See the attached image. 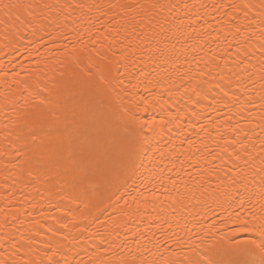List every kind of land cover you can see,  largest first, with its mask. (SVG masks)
Here are the masks:
<instances>
[{
	"label": "snow or ice",
	"instance_id": "snow-or-ice-1",
	"mask_svg": "<svg viewBox=\"0 0 264 264\" xmlns=\"http://www.w3.org/2000/svg\"><path fill=\"white\" fill-rule=\"evenodd\" d=\"M208 8L188 0L147 4L139 0L106 4L0 0V23L11 44L36 43L33 37L43 40L40 34L44 33L59 49L51 65L37 61L44 67L33 69L22 60L11 77L3 72L9 91L19 92L23 103L18 107L16 96L10 94L0 101V110L16 113L0 126V169L5 173L0 188L6 193L0 208V264H264V0H218L211 6L215 23L206 18ZM180 11L188 17L187 26L174 15ZM200 20L203 25L197 23ZM21 47L26 45L12 48L10 54ZM145 55L147 61L142 59ZM137 58L145 64L163 59L173 66L176 76H152L144 69L134 76L129 65L135 66ZM164 81L180 91L184 100L175 114L171 110L177 101ZM141 87L146 94L138 95ZM155 88L163 91L154 92ZM97 98H102L99 105ZM157 108L159 119L139 116ZM209 111L221 117H204L207 125L200 124L210 142L201 137L199 144L189 140L185 148V141L177 147L170 137L167 146L158 140L152 143L165 129L175 135L183 116L189 117L192 127ZM118 113H123L125 130L132 131V137L118 138L111 131L109 116L121 119ZM89 116L90 122L85 119ZM211 127L215 135L208 130ZM148 152L152 167L143 187L138 188L134 180L126 186L136 174L137 159ZM189 152L203 157V163L199 158L191 160L201 172L198 186L203 191L209 183L205 175L229 176L223 192L227 214L221 218L222 225H182L177 218L189 201L203 203L191 194L188 182L181 180ZM101 183L106 197L89 200L88 189ZM25 188L35 193L27 207L9 210L10 203H20L19 199L9 202V196ZM60 201L107 212L112 220V230L100 232L98 225L90 233L88 239L95 243L89 245L91 251L84 248L87 260L69 259L65 253L79 238L72 229L83 233L88 225L80 223L83 213L75 215L79 209ZM45 206L55 212H42V219L53 223L46 226L34 219L33 226L25 228L20 216L30 215L28 208ZM149 208L153 212L159 208L160 213L171 209L175 215L172 220L160 216V222L153 225L159 213L152 215ZM89 215L91 223L100 220ZM220 227L230 229L228 234L213 230ZM116 228L127 229L120 243L109 239ZM241 234L249 238L233 243L232 238Z\"/></svg>",
	"mask_w": 264,
	"mask_h": 264
},
{
	"label": "bare ground",
	"instance_id": "bare-ground-1",
	"mask_svg": "<svg viewBox=\"0 0 264 264\" xmlns=\"http://www.w3.org/2000/svg\"><path fill=\"white\" fill-rule=\"evenodd\" d=\"M24 2H28V0H24ZM40 3H54L56 2V0H39ZM86 3H102V4H106L109 2V0H85ZM114 2H116V0H114ZM133 2H136V0H133ZM140 3H151L154 2V0H139ZM189 3H196L197 5L204 3L207 4L209 6L208 8V14L206 16V18L209 20L210 23H215L212 20V17L216 15V13L214 11H212V4L213 3H217L218 0H188ZM47 11V10H46ZM50 15H55L54 12L49 13ZM201 14H204V10L201 9ZM91 15L95 16L96 13H92ZM169 15H173L172 13H170ZM176 17H178L179 19H182L185 21V26H187V24L189 23L188 17L185 16V13L183 11L180 12H176L174 14ZM195 15V13H193V16ZM71 21H69L70 23ZM45 23H47V21H45ZM198 24L203 25L204 21L200 20L197 21ZM209 31H211V29H209ZM5 29L3 27V24L0 23V65H2L3 67L0 68V101H2L3 96L10 94V95H14L17 98L18 101V107L19 104H22L23 101L19 98L20 94L19 92H10L9 91V84L5 83L6 80H8V77H11L12 74L17 71V66L19 65V63L23 60L24 64L26 66H28L29 68H43L44 64L43 63H37V61H47L50 65L52 64V62H54L57 58H58V52L59 49H57L56 47H54L51 43V41L48 39V37L46 35H44V33H41L40 35L44 36L43 40H39V37H33V40L37 41L36 43H32L30 41H24L21 40L19 42H17L15 45L11 44V42L9 40L6 39L5 35H4ZM69 35L75 36V33L70 32ZM9 44V47H5V44ZM64 43H67V40L64 41ZM21 44L26 45V47H21L19 52H15L14 54H10L11 53V49L14 47H19ZM214 47V45H213ZM25 56H27V58H25ZM138 62L135 66H132L131 64L129 65V67L131 68V71L133 73L134 76H139L140 70L144 69L148 72L151 73L152 76H156L157 73H159V77H163V76H168L170 75L171 77L175 78L176 76V72L173 68L172 65L166 63L163 59H160L158 61V63L156 64H152V63H148L145 64L143 62H141V60L139 58ZM144 61L148 60V56L145 55L142 58ZM9 60H12V64H9ZM29 61H31V63H29ZM181 61H183V57H181ZM86 63V62H85ZM83 66V65H82ZM182 67H187V65L181 64ZM163 69H167L168 71L165 72L163 71ZM7 71L8 72V77L3 76V72ZM66 71H78L75 69H69ZM93 71H95V69H93ZM81 78L86 80L87 77L83 75V73L80 74ZM158 77V79H159ZM151 78V77H150ZM57 79H60L59 76H57ZM65 79H68L67 76H65ZM133 83H135V79H133ZM165 86L169 87V91L172 92L173 98L174 100H176L177 102L173 104V108H172V112L175 114L176 109L180 107L181 104L184 103V100L180 98V91H178L175 87H171L169 85L168 81H164ZM177 83H179V81H177ZM14 87V86H13ZM154 92H161L163 91V89L161 88H155L153 89ZM139 94H146L144 93V89L141 87V89L138 92ZM165 98H167V96H165ZM102 98H97L96 99V104L99 105L101 102ZM2 107V106H0ZM187 108L189 111H191V102L189 101ZM101 111H103V109H100ZM183 111V110H181ZM118 116L121 117V119H117L115 117H111L109 116V123H110V127H111V131L114 133V135L118 138L120 137H132L133 136V132L132 131H126L125 127H124V118H123V113H118ZM16 113L8 110H0V126H2L3 124L8 123L9 118H15ZM139 116L142 119H159L160 117V110L159 108L157 109H151L148 112H142L139 113ZM204 117H207L208 119H211L213 117H215L217 120H219L221 117L219 115H217L214 112H205L204 116L201 118V121L195 122L192 127L188 126V120L189 117L187 116H183L181 118V126L178 129H174L175 135H171L167 132V130L165 129L164 135L162 137H157L156 140H153V144H156L157 140L160 142L161 145L167 146L169 139L171 137L172 142L179 147L180 146V141L183 140L185 141L184 143V147L187 148V142L189 140L191 141H195L196 144L200 143V138L204 137L205 140H208L210 142V137L207 136L206 131L201 130L200 128V124L203 123L205 125H207L208 123V119H204ZM86 121L90 122L92 117H86L85 118ZM209 131H211V133L213 135H215V128L211 127L208 129ZM81 133H84V129H81ZM89 136L92 135V130L89 128L88 133ZM0 139H2V136H0ZM152 153L148 152V153H143L141 154L140 158L137 159L136 161V174L134 176H132L130 179H128L127 181V185L126 186H130L133 182V180L136 183V186L138 188H142L143 187V182L146 180V178L148 177V173L150 168L152 167L150 161H149V156H151ZM185 156L189 157L188 160L185 161L186 167L185 169L181 172V180L182 181H187L188 182V187L190 189L193 190V192L191 193L192 195H194L197 199L203 201V203H196L195 200H191L188 203L185 204L184 206V211L182 213L179 214V216L177 218L180 219V223L183 225L185 223H188L189 225L192 224H196V225H207V224H212L213 222H215L217 225H222L223 221H222V217L224 215H226V211L225 209L227 208V204L225 203V196L223 194L225 186L227 184V181L229 179L228 175H221L218 177H210V176H204L205 180H208L209 183L205 184L204 187L207 188L208 190L205 192L202 189L199 188L198 186V181H200V177H201V172L197 171V166H193L191 164V160L192 159H197L199 158L200 163H203V157L199 156V153L196 154V156H192V154L189 153H185ZM184 157H181V159H183ZM210 159V157H209ZM215 163H219V161H215ZM11 168V166H10ZM15 169H12V172L15 173ZM185 173H187V175H185ZM4 175L5 173L3 172L2 169H0V183L4 182ZM8 183L11 184L13 183L12 180V176H9V180ZM120 183H123V180L120 181ZM20 186H17V188L19 189ZM124 188H121V191H123ZM71 188L69 187L68 189H66V193L70 192ZM184 189L181 188V192H183ZM88 199L89 200H97L100 198H105L106 197V192H105V188L104 186L101 184H99L98 186L94 187V188H89L88 189ZM6 193L5 190L3 188H0V208L4 207L5 204V197ZM35 195V193L32 191L31 188H25L24 192L21 193L19 192V190H17L16 192V196L12 197L9 196V202H11V200L13 199H19L20 203L19 204H11L10 203V209L15 208V207H27V201L29 199H31V197ZM58 195V194H56ZM56 195H53L52 199L55 201L56 200ZM47 201H43L42 204H46ZM60 203L62 204H66L69 208L72 209H79L78 211L75 212V215L77 217H81V214L83 213L84 216L81 217L80 219V223L82 224H87L88 225V230H86L83 233H78L76 232V230L73 228L72 229V233L75 236H78L79 238L77 240L73 241V244L68 245L67 248H65V253L68 256L69 259H80L81 257H83L84 260L88 259V255L87 253L84 251V248H88L89 251H91V248H89L90 244H94L95 242L88 239L90 233L92 232H96L97 231V226L99 225V231L100 232H107L112 230V220L108 217L107 212H104L103 214H101L100 212L95 211L94 209H86L84 208L83 204H68L67 201H60ZM229 211H231V209H228ZM28 212L30 213V215L27 216H20V218L24 219L25 224L24 227L25 228H30L33 226V221L34 219H40L42 220V222L45 223V225L47 226L48 224L53 223L51 220H47L44 221L42 219V215L41 213L43 212L44 215H51L52 213L55 212V209H48L46 206L43 208H37L35 210L28 208ZM91 212L92 215L95 216H100V220L95 221V223H91V216L89 215V213ZM148 213L152 214V215H157V213H159V216H157V220L152 221L153 225H155L156 223L160 222V216H167V218L169 220H172V216L175 215V213H173L171 211V209L167 210V212L165 213H160L159 208H157L156 212H153L151 208H149L147 210ZM17 215L19 216L20 214L17 213ZM71 215V214H70ZM115 215V214H114ZM3 217L2 215H0V220H2ZM144 219L145 222H147V217L142 218ZM137 223H139V220H137ZM173 224H175V222L173 221ZM104 225H108L109 227L106 229L104 227ZM69 227L71 228V225H69ZM214 231L218 230L220 231L222 234L227 235L228 234V230L224 229L223 227L220 228H214ZM127 231V229L124 228H116L114 231H112V235L109 236V239L114 240L116 243H120L123 239H124V233ZM152 231H155V227H153ZM0 233H2V229H0ZM117 233H119L117 235ZM183 235V233H181ZM249 238V234H241L238 237H233V243H236L238 241H243ZM208 239L211 241L212 237L209 236ZM83 245V247H81ZM76 252H79V255H75ZM3 256V251L0 250V257Z\"/></svg>",
	"mask_w": 264,
	"mask_h": 264
}]
</instances>
